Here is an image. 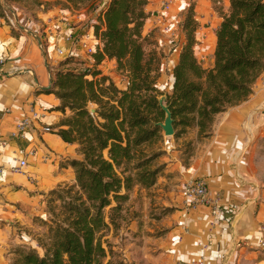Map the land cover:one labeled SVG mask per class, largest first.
I'll use <instances>...</instances> for the list:
<instances>
[{
  "label": "crops",
  "instance_id": "crops-1",
  "mask_svg": "<svg viewBox=\"0 0 264 264\" xmlns=\"http://www.w3.org/2000/svg\"><path fill=\"white\" fill-rule=\"evenodd\" d=\"M211 1L196 0L194 8L200 24L195 33L194 55L206 69L214 66L215 31L221 21L211 9ZM222 1L226 12L229 0ZM107 3L105 0L95 10L45 9L42 4L37 19L26 25L21 23L20 14L7 7L17 29L4 7L0 13V264H7L9 245L20 242L17 224L37 213L42 195L59 185L75 183L74 170L68 162L80 157L74 145L64 143L56 134L63 118L55 110L60 103L53 94L44 92L51 85L52 70L69 54L83 59L88 67L85 69L91 67L93 59L84 56L79 41L85 36L94 37L93 25ZM155 31L166 35L164 42L157 41L163 52L158 85L169 93L172 69L183 41L175 39L173 27L166 29L154 12L146 20L143 36ZM97 47H101L99 41ZM56 50L63 51L64 56H57ZM99 69L114 81L124 79L117 77L114 61H104ZM259 90L257 79L245 102L215 117L211 135L196 143V154L186 166L173 137L159 141L156 151L164 153L159 159L164 168L151 192H157L159 204L173 212L157 222V228L164 232L162 236L147 237L154 230L148 229L144 235L142 232V239L147 240L141 249L129 244L131 249L124 251L129 264H196L197 242L208 239L212 220L206 206L188 213L184 210L182 185L197 178L205 182L209 196H217L221 205L219 225L210 235L211 246L204 264H264V247L259 245V240H264V183L255 177L257 145L264 141ZM31 108L41 118L33 121L24 138H20L15 127L29 117ZM21 160L26 162L24 174L13 173L12 168Z\"/></svg>",
  "mask_w": 264,
  "mask_h": 264
},
{
  "label": "trees",
  "instance_id": "trees-1",
  "mask_svg": "<svg viewBox=\"0 0 264 264\" xmlns=\"http://www.w3.org/2000/svg\"><path fill=\"white\" fill-rule=\"evenodd\" d=\"M62 1L88 3L91 10L99 7V0ZM146 5L147 0H108L93 25L101 47L92 56L91 67L72 69L69 65L76 60L64 59L59 67L68 69L57 70L44 92L58 99L56 111L63 115L70 111L56 134L74 145L81 158L68 162L75 183L66 193H73L63 207V219L49 229L45 253L18 251L13 264H103L106 253L97 234L108 227L104 210L110 207L111 213H118L134 182L144 188L155 184L161 169L149 165L158 153L145 156L143 147L162 139L158 124L164 112L145 62ZM216 12L221 21L211 69L203 68L194 55L200 24L193 6L181 25L184 39L172 69V90L165 94L175 136L192 127L199 137L210 136L215 117L245 102L264 72V0H229L226 12L219 8ZM106 60L115 62L116 72H125L127 85L102 73L99 66ZM133 161L135 172L127 167ZM110 220L113 223L114 218Z\"/></svg>",
  "mask_w": 264,
  "mask_h": 264
},
{
  "label": "rangeland",
  "instance_id": "rangeland-1",
  "mask_svg": "<svg viewBox=\"0 0 264 264\" xmlns=\"http://www.w3.org/2000/svg\"><path fill=\"white\" fill-rule=\"evenodd\" d=\"M103 2H105V0H99V6H101ZM222 3V0H216V2L215 0L211 1V9L213 11H217V9L219 8L220 11H223ZM42 4L45 9L60 7L76 10L84 7V9L89 8V10H91L90 4L88 3L71 5L65 3L62 0H47V2H43L42 0H0V13L4 11V7L6 15H8L9 17V21L12 22L14 29H17V26L14 23L15 20L10 14L11 11L8 8L11 7V9L14 10L17 14H20L19 17L21 19V23L26 25L28 21L31 22L32 20L35 21L37 19V13L41 11L40 6ZM166 4L168 5V9L165 8ZM195 5L196 0H147L145 12L148 15L147 18H149L152 13L155 12V14H157V20L163 22L166 29H168L169 27H173L176 36H174L175 39H178L180 37L183 41L184 34L182 32L181 25L189 8L193 6L194 12ZM96 23L97 19L94 24ZM155 32L147 35L146 40L143 43L145 62L151 70V75L155 78V87L158 91V104L160 106L161 102L163 106H166V95L170 94L172 89L168 93L166 92L165 88H161V86L158 85L161 76L160 70H162L163 65L161 59V57L163 56V52L160 48L159 43L157 42L158 40H160V42H164L166 40V35L160 33L159 31ZM73 59L76 60V63H74L73 65H69L70 68L78 70L88 68L87 63L84 62L83 59H80L77 56H73ZM59 64L52 70L53 77L57 70L68 69L67 66L59 67ZM116 74L117 77H126L125 72H117ZM166 81L167 79L163 81L164 84ZM94 108L95 107H91L90 110L94 112ZM67 112H69V114H64L63 118L69 117L71 115L70 111L66 110L65 113ZM176 132L177 131L174 130V135L172 137L177 141L179 145V150L181 151V153L179 154L183 159L184 165L186 166L189 163L190 159L194 158L196 154V143L202 141V139L205 138L199 137L197 129L193 127L188 128L182 132L179 131V136H175ZM161 134V140H163L164 138H170L164 137L162 130ZM190 137H195V140L190 139ZM158 143L159 141L143 147L145 156H150L158 153V156L154 160H152L149 165L151 169L158 167L161 169L156 176L155 184L157 182L158 176L164 168L163 165H159V159L164 153L156 151ZM257 146V151L259 153H256L255 156V165H257V172L255 174V177L259 181L264 183V141ZM77 155L80 157L79 154ZM135 164L136 161H133L127 166L130 171L135 172L132 170ZM154 185L150 188H144L134 182L130 190L127 192V199L121 204L118 213H111L110 207L104 210L105 221L108 224V227L107 229L97 234V238L100 240L102 247L104 248L106 253L105 258L103 259V264H129L124 252L126 249H131L129 248V244H137L139 249H141V246L145 243L147 237L157 239L159 236H162L164 234V232H161L157 228V222L159 223V221H161L164 217L170 215L173 212V209L166 208L164 205L159 204L157 200L159 194H157V192H151ZM68 186V184L59 185V187H57L53 191L47 194H43L42 198H40V204L37 208V213L31 214L30 218L23 224H17L19 228V231L17 233L20 238V242H18L19 244H10L7 248V251L9 253V256L7 257V264H13V261L17 258L16 253L18 251L26 252L28 250H34L39 256H42L45 253V247L48 246L51 236V234L49 233V229L50 227H52L53 223H55L56 221H61L63 219V207L66 203H68L69 196H72L73 192L69 195H67L66 193ZM153 197H155L156 199H154ZM111 202L112 205L116 204L113 200ZM111 217L114 218L113 223H111ZM148 229L154 230L152 233H148L146 238L142 239V232L144 235L145 232H149ZM135 230L137 231L135 232ZM133 234H135V236H132ZM138 254L139 258L136 259V261L139 263V259L141 258L140 251L138 252Z\"/></svg>",
  "mask_w": 264,
  "mask_h": 264
},
{
  "label": "built area",
  "instance_id": "built-area-1",
  "mask_svg": "<svg viewBox=\"0 0 264 264\" xmlns=\"http://www.w3.org/2000/svg\"><path fill=\"white\" fill-rule=\"evenodd\" d=\"M166 9H168V5L165 6ZM97 39L95 37L90 38L88 36H85L83 39L79 41V46L82 49V52L85 57H90L94 55V53L97 50ZM57 56H64L63 51L56 50L55 51ZM73 54H69L66 58H73ZM65 58V59H66ZM93 63V62H92ZM122 81V82H121ZM121 84L127 85V76L124 77V79H121ZM259 82V95H260V103L258 105V110L261 112V114H264V72L259 76L258 78ZM41 116L34 110V108H31L29 117L22 119L15 127V132L20 138H24L25 133L27 129L30 127V125L33 123V121H36L40 119ZM45 132H50V129L45 128ZM26 167L25 160H21L18 162L16 166L12 168V172L15 174H24V170ZM182 197L184 202V210L185 212H189L191 210L196 209L200 206H206L209 208L210 216L212 220L208 224V239L206 240H199L196 245V252L198 259L196 261V264H204V259L207 256V253L209 252L210 246H211V239L210 235L211 233L218 227L219 225V217L221 212V205H220V199L215 196L211 198L208 194V189L205 184V182L202 179H192L189 181H186L182 185ZM259 245L261 247H264V240H259Z\"/></svg>",
  "mask_w": 264,
  "mask_h": 264
},
{
  "label": "water",
  "instance_id": "water-1",
  "mask_svg": "<svg viewBox=\"0 0 264 264\" xmlns=\"http://www.w3.org/2000/svg\"><path fill=\"white\" fill-rule=\"evenodd\" d=\"M40 45V42H39ZM41 46V45H40ZM51 83V82H50ZM50 86L47 88L49 89ZM161 110L164 112V119L158 126L161 128L164 137H172L174 135L173 120L171 114L166 106H163L160 102ZM93 113V111H91Z\"/></svg>",
  "mask_w": 264,
  "mask_h": 264
}]
</instances>
